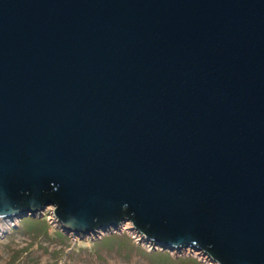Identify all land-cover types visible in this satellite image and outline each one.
<instances>
[{
  "label": "water",
  "instance_id": "1",
  "mask_svg": "<svg viewBox=\"0 0 264 264\" xmlns=\"http://www.w3.org/2000/svg\"><path fill=\"white\" fill-rule=\"evenodd\" d=\"M45 205L264 264V0H0V238Z\"/></svg>",
  "mask_w": 264,
  "mask_h": 264
},
{
  "label": "rangeland",
  "instance_id": "2",
  "mask_svg": "<svg viewBox=\"0 0 264 264\" xmlns=\"http://www.w3.org/2000/svg\"><path fill=\"white\" fill-rule=\"evenodd\" d=\"M43 213L33 220L24 219L22 226L10 228L0 238V264H215L197 260L195 256L175 257L161 250L160 253H157L159 250L148 252L127 232L102 235L92 241L89 238L82 240L74 234L69 237L54 228L60 223L55 219L53 207L45 205ZM37 219L47 222L45 234H41V228H38L41 223H35ZM124 225L128 226L127 223ZM54 231H59L60 235ZM113 236H118L114 238L115 242ZM79 240L89 241L97 250L87 246L77 247L74 251L72 246Z\"/></svg>",
  "mask_w": 264,
  "mask_h": 264
},
{
  "label": "trees",
  "instance_id": "3",
  "mask_svg": "<svg viewBox=\"0 0 264 264\" xmlns=\"http://www.w3.org/2000/svg\"><path fill=\"white\" fill-rule=\"evenodd\" d=\"M24 219L26 220V219H32L33 220V218H28V217H26V216H23V218L19 221V223H18V225L19 226H22L21 225V223L23 224V221H24ZM27 221V220H26ZM29 221V220H28ZM36 221H37V224L39 225V223H41V225L40 226H38V228H41V234H45L46 233V229H44V227L45 226H47V222L45 221V220H42V221H38V219L37 220H35V223H36ZM54 233H58L59 235H60V233H59V231L57 232V231H54ZM116 237H118V236H113V239L112 240H114V238H116ZM110 239V238H109ZM108 239V240H109ZM114 242H115V240H114ZM87 246L88 247H91L92 249H94V250H97V247H95V246H93V244L92 243H90L89 241H87V242H83V241H77L76 242V244H74L73 246H72V248H73V250L74 251H77V247H80V248H87ZM157 253H160V251L159 252H157ZM168 255V254H167ZM196 261V260H195Z\"/></svg>",
  "mask_w": 264,
  "mask_h": 264
},
{
  "label": "bare ground",
  "instance_id": "4",
  "mask_svg": "<svg viewBox=\"0 0 264 264\" xmlns=\"http://www.w3.org/2000/svg\"><path fill=\"white\" fill-rule=\"evenodd\" d=\"M7 220H9V219H7ZM1 221L3 222V224L1 223ZM1 221H0V223H1V224H0V228H3V226H6L7 223H9V221H6V222L3 221V220H1Z\"/></svg>",
  "mask_w": 264,
  "mask_h": 264
}]
</instances>
